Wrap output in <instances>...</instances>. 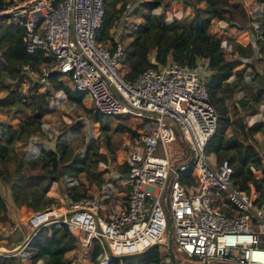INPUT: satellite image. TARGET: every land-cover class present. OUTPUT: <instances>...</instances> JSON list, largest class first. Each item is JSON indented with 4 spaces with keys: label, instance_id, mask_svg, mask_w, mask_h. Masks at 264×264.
<instances>
[{
    "label": "built area",
    "instance_id": "1",
    "mask_svg": "<svg viewBox=\"0 0 264 264\" xmlns=\"http://www.w3.org/2000/svg\"><path fill=\"white\" fill-rule=\"evenodd\" d=\"M6 1L0 17L21 28L27 53L40 51L46 59L37 71L22 66L24 74H38L34 90H51L50 76L58 74L60 82L65 77L74 91L85 94L94 112L132 118L143 123V134L124 142L121 162L127 173L115 176L123 195L116 196L115 186L106 184L100 192L67 198L60 214L49 207L34 212L28 220L29 238L15 253L0 251V256L25 258L30 240L50 223L67 225L82 254L100 246L97 264L154 246L168 253L169 221L173 245L188 258L205 264H264V196L259 204L252 185L247 192L234 183L228 160L218 163L205 152L217 125L203 80L208 62L200 59L188 67L171 59L163 65L154 61L155 67L128 80L120 29L113 51L96 41L105 0ZM134 10L127 1L121 23H131ZM251 24L259 31L258 21ZM175 129L179 145L188 152L179 165L168 153V146L178 141ZM189 168L192 180L183 184L180 174Z\"/></svg>",
    "mask_w": 264,
    "mask_h": 264
},
{
    "label": "trees",
    "instance_id": "2",
    "mask_svg": "<svg viewBox=\"0 0 264 264\" xmlns=\"http://www.w3.org/2000/svg\"><path fill=\"white\" fill-rule=\"evenodd\" d=\"M128 0H105L104 16L101 26L96 31V41L113 51L116 45L115 32L120 29L119 37L123 46L121 62L127 67L125 77L134 79L142 71L163 65L168 59L182 66L193 67L198 60L208 62V74L205 81L206 90L211 104L217 111L216 129L206 145L205 152L214 154L218 163L228 160L233 169L232 179L242 190L249 192L252 185L259 193L258 202L262 204L264 196V122L247 123V117L259 113L264 107V10L259 17L248 18L244 22L245 34L238 40H230L232 56L226 57L222 41L209 32L211 22L225 21L234 26L232 11L235 7L229 0H148L140 5L148 12L140 16L136 26L128 28L121 23L122 11ZM173 3L174 12L192 9V14L185 20L173 18L166 23L164 11L160 14L152 10L163 7L164 10ZM0 0V9L7 5ZM204 5L201 6L200 4ZM234 5V6H233ZM260 23L259 31L253 30L252 21ZM243 26H240L242 28ZM21 28L9 24L6 16L0 17V111L4 108L27 109L28 117L18 127L7 126L0 133V207L5 210L1 190L8 192L15 209L24 216L31 212L43 211L55 203L46 193L53 183H59L65 175L77 177L83 174L86 179L95 182L101 188L107 181L102 172L94 171L100 162L107 163L106 154L99 152L92 143L85 145L84 151L76 153L65 136H59L53 147L40 146L35 157L24 158L10 153L15 143H27L33 137L42 138L43 120L51 112L50 100L53 94L62 91L67 101L82 105L85 94L74 91L70 86L58 80V75L51 74L52 89L36 91L23 95L17 89H11L13 82L19 84L25 76L22 66L28 65L37 71L46 59L40 51L27 53L22 41ZM128 38L129 42L124 43ZM255 50L258 52L255 55ZM154 59L156 65L151 63ZM248 60L247 62H244ZM244 66L250 67L246 72ZM250 75V80L245 77ZM12 82H5V79ZM237 93H242L236 97ZM88 113H93L91 108ZM94 133L99 137L106 135L111 123L114 129L128 133L131 139L143 134V123H138L139 131L126 124L115 122L114 118L94 113ZM262 134V143L255 139ZM107 148L109 142L106 143ZM110 150V149H109ZM9 160L16 164L10 170L6 165ZM117 168L123 174L127 167L120 163ZM192 169L180 174V180L187 184L192 180ZM124 190L115 185V195L121 196ZM86 191H78L77 185H71L67 198L78 199L86 196ZM115 198V197H114ZM77 248L76 237L67 225L50 223L42 227L30 240L27 261L18 257L0 256V264H70L66 253ZM102 252L95 246L91 252L92 261L97 263V256ZM158 246L144 252L121 258H112L110 264H166ZM175 257V256H174ZM168 264H179L170 258Z\"/></svg>",
    "mask_w": 264,
    "mask_h": 264
},
{
    "label": "rangeland",
    "instance_id": "3",
    "mask_svg": "<svg viewBox=\"0 0 264 264\" xmlns=\"http://www.w3.org/2000/svg\"><path fill=\"white\" fill-rule=\"evenodd\" d=\"M128 1L132 2L135 6V10L133 11V21L128 24V28H130L132 26H136L137 23L141 21L140 16L143 13L148 12L140 5L141 2L148 0ZM173 3L174 2H172L166 10H164L163 7H158L152 10V13L160 14L164 11L167 24L170 23L173 18L185 20L192 14V9L188 6L185 10L174 12L171 7ZM229 3L235 5L232 11V17L235 25L231 26L225 21L214 20L211 22V25L209 27V32L221 39L224 53L226 54L227 58H230L232 56V45L230 43V40H238V38L242 37L246 32V30L244 29V22L249 17L252 19L253 17H259L264 10V0H229ZM200 5L203 6L204 4L201 3ZM240 26L243 27L240 28ZM127 42H129L128 38L124 40V43ZM257 54L258 52L255 50V55ZM247 61L248 60L244 59V62ZM244 69L246 72L250 71V67L244 66ZM37 75V73L27 75L25 74L19 84H15V82H13L12 85L10 84V87L11 89H17L23 95L31 94L35 87ZM59 77L60 76L58 75V78ZM203 77L204 81H206V79L208 78L207 75ZM63 79V83L69 86L68 80L65 77H63ZM245 80L249 81L250 75H247L245 77ZM5 82L8 83L12 81L6 78ZM4 94L5 92L0 93L1 96H3ZM241 95L242 93H237L236 97H239ZM88 108L90 107L87 103V99H84L82 105H75L74 103L67 101L66 96L62 91L55 92L50 100L51 112L46 115L43 120L42 129L44 131V136L42 138L33 137L27 143H15L13 149L10 151L11 154L15 153L18 156L24 158L35 157L39 151L40 146L53 147L56 139L59 136H65L70 141L76 153L83 152L85 145L92 143L94 147L98 148L100 153L107 155L108 162H100L98 166L93 169L94 171L102 172V176L107 181L101 186V188H97L96 183L86 179L83 174H80L77 177H69L68 175H65L59 183L52 184L46 195L53 198L55 203L52 204L48 209L54 208L59 212L58 214L64 212L66 208V196L71 185H77L79 192L86 191V193L88 194L100 192V190H102L106 186V184H110L112 186H120L119 184L121 181H118V179L115 178L116 174L120 172L117 168V165L122 163V156L126 152L124 142H126L127 140L132 141V137H130L128 133H121L116 131L114 129L113 123L110 124L109 130H107L106 135L101 134L99 137H97L96 133H94L93 128L95 112L93 111V113H88ZM28 114V110L25 108L21 110L14 109L13 107L4 108L2 111H0V133L9 125L15 128L18 127L19 124L28 117ZM246 119L248 124H252L253 122L260 120H263L264 122V107L260 106L258 114L247 117ZM114 121L126 124L133 130L139 131L140 129L138 122L132 118L124 117L121 119H115ZM174 132L178 137V141L173 146H168V153L171 155V157L176 156L175 159L172 158V161L175 164L179 165L181 161L187 159L188 152L184 146L179 145L180 134L178 130L175 129ZM255 139L257 140V142L262 143V134H256ZM107 142H109L108 148L106 146ZM178 155H183V157L177 158ZM5 166H7L10 170H13L15 169L16 164L13 160H9ZM5 194L7 197L5 196ZM1 196H3V198L6 197L4 199L6 209L2 210V208L0 207V251L13 254L20 247H22V245L32 233L28 220L31 214L34 212H31L26 216L21 214L18 209L14 208L9 194L8 192H4V188H2L1 190ZM169 228L170 227L167 222L165 234L168 238L170 237ZM173 253L179 264H205L194 258L186 257L176 248L175 245H173ZM26 254L27 256H25V258L27 257V259H22L20 257L24 256V254L18 255L17 257H19L21 261H27L29 259L28 257H30L31 254ZM66 257L70 260V264H95V262L92 261L90 253L82 254L78 248L66 253ZM163 261L166 264L170 262L168 260V257H164Z\"/></svg>",
    "mask_w": 264,
    "mask_h": 264
},
{
    "label": "water",
    "instance_id": "4",
    "mask_svg": "<svg viewBox=\"0 0 264 264\" xmlns=\"http://www.w3.org/2000/svg\"><path fill=\"white\" fill-rule=\"evenodd\" d=\"M154 59H151V63L153 64L154 63ZM168 224H169V231L171 232V226H170V222L168 221ZM168 253H169V255H170V258L172 259V260H175V257H174V253H173V243H172V238L171 237H169V239H168Z\"/></svg>",
    "mask_w": 264,
    "mask_h": 264
},
{
    "label": "bare ground",
    "instance_id": "5",
    "mask_svg": "<svg viewBox=\"0 0 264 264\" xmlns=\"http://www.w3.org/2000/svg\"><path fill=\"white\" fill-rule=\"evenodd\" d=\"M54 195H56V194H54ZM54 212H56V214L59 213L57 210H55Z\"/></svg>",
    "mask_w": 264,
    "mask_h": 264
}]
</instances>
